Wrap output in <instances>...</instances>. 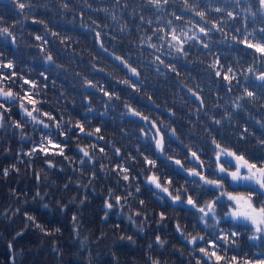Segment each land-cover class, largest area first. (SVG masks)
Returning <instances> with one entry per match:
<instances>
[{
	"label": "clouds",
	"instance_id": "obj_1",
	"mask_svg": "<svg viewBox=\"0 0 264 264\" xmlns=\"http://www.w3.org/2000/svg\"><path fill=\"white\" fill-rule=\"evenodd\" d=\"M12 141L19 163L21 154L43 161L44 183L53 170L78 174L64 189H88L98 174L115 180L123 193L108 188L103 222L115 213L143 235L149 220L137 218L165 209L157 227L180 221L187 239L214 240L221 264H234V253L239 264L264 256V224L234 216L228 199L264 208V183L237 171V158L264 169V0H0V148L8 153ZM48 195L33 200L49 214L65 218L70 205L83 214L87 196L65 204ZM71 219L84 248L89 235ZM168 243L150 240L143 264H166L153 253Z\"/></svg>",
	"mask_w": 264,
	"mask_h": 264
},
{
	"label": "trees",
	"instance_id": "obj_2",
	"mask_svg": "<svg viewBox=\"0 0 264 264\" xmlns=\"http://www.w3.org/2000/svg\"><path fill=\"white\" fill-rule=\"evenodd\" d=\"M17 147L16 142L12 141L8 153L0 148V171L12 164H16L20 169L19 172L11 171L8 177L0 175V264H89V256H91V264H133L134 261L143 264L141 258H145L147 244L155 235H160L169 241L165 251L153 253L160 256L166 264H195L193 257L189 255L191 246L185 245L179 239V234L174 232L177 221H168L167 229L163 226L157 227L155 224L154 221L158 219L159 213L167 210L157 209L151 217H148L149 224L143 235L135 232L126 220L118 218L115 213L108 217L107 222H103L102 205L107 198L108 188H115L118 193H123V188L117 187L115 180L110 178L106 180L103 174H98L95 178L96 183L88 189L79 188L71 183L68 189H64L63 184L75 179L78 174H73L71 171L65 174L53 170L50 181L44 183L43 177L37 179L39 167H45L47 171L43 161L34 158L30 163L21 154L20 158L24 163H19ZM53 180L59 188L51 186ZM37 191L49 194L44 202L61 199L62 203L66 204L70 195H75L77 200L87 196L83 214L76 212L75 205L68 206L65 218H61L56 213L49 214L41 208V202L33 200ZM73 214L79 215L80 223V227L75 231L81 233V238L85 233L89 235V242L84 248L80 247V238L75 236L72 228ZM27 215L34 216L35 223L43 225L47 232L60 228V233L50 236L39 232L33 222L27 220ZM143 218L138 217V222ZM183 223L190 227L189 221L184 220ZM17 232L22 234L17 236ZM118 234L133 235L137 242L136 246L124 241L113 243L112 238ZM9 244L12 245L11 248ZM53 246L60 249L59 255L53 252Z\"/></svg>",
	"mask_w": 264,
	"mask_h": 264
},
{
	"label": "snow or ice",
	"instance_id": "obj_3",
	"mask_svg": "<svg viewBox=\"0 0 264 264\" xmlns=\"http://www.w3.org/2000/svg\"><path fill=\"white\" fill-rule=\"evenodd\" d=\"M151 127H156V126H155V124H153V125H151ZM96 131L100 132L101 129L97 128ZM156 131L159 132L160 129L156 128ZM35 150L40 151L42 149L37 148ZM102 150L103 149H101V151ZM43 151H46V150H43ZM28 155H30V153H28ZM193 155L195 156L196 153H193ZM237 159H238V164H239L237 171H239L240 167L246 168L251 173V175L256 178L257 182L264 183V169L256 168L255 165L249 164L247 161H244L240 158H237ZM145 163L151 164L152 162L146 160ZM176 163L180 164V161L178 160V161H176ZM253 169H255V171H253ZM13 170L18 172L17 169H13ZM13 170H11V171H13ZM118 170L127 171L128 169L125 168V169H118ZM9 174H10L9 168H3L2 171H0V175H3L4 177H8ZM233 175H236V173H233ZM37 179L39 180L38 174H37ZM124 179L127 180L128 177L125 176ZM148 180L150 182L155 183L158 188L161 187L159 179L155 175L149 176ZM168 183H171V180H169ZM162 190L169 196V198L173 202L180 200L179 195H174L169 189L163 188ZM120 199L121 198L119 196H117L116 202L120 203ZM228 199L232 200L235 204V208L233 210L234 216H243L246 219L250 220L254 225H257V226L264 224V208L258 209V208L253 207V205L250 203L249 199L243 195L229 194ZM187 204L188 205L194 204V201L191 199L190 196L187 199ZM106 206L108 208H111L113 206L112 205V198L110 195L107 196V198H106ZM16 211L18 212L19 209H17ZM201 211H202V209H201ZM137 216H139V213H137ZM165 219H166L165 212L161 211L159 213V220L163 221ZM73 220H75V217H73ZM143 220H148V216H144ZM136 223H139V222L137 221ZM117 227H119V226L117 225ZM175 231H176V233H178L180 235V238L185 241L186 245L191 246L190 251L192 252V254L194 256L197 257L195 264H212L213 258L215 260V264H221V261L224 258L217 254L216 242L214 240L204 241L202 238L196 237V236H193L191 239H187L184 236L183 229L181 228L179 221H177L175 224ZM44 233L46 235L50 234L46 230ZM21 234H22L21 232L16 233L17 236H20ZM155 236H156V245L159 246L160 245V236L159 235H155ZM11 247H12V245L9 244V248H11ZM239 255H243V254L242 253H239V254L234 253L232 255L231 259L234 262V264H239V260H238ZM14 259H15V257L13 256V261H14ZM244 264H264V256H257L254 261L250 260V259H245Z\"/></svg>",
	"mask_w": 264,
	"mask_h": 264
}]
</instances>
